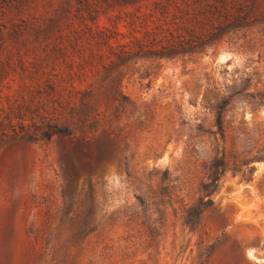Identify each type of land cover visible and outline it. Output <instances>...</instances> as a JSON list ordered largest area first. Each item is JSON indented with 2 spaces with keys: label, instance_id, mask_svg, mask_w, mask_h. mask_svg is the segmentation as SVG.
Here are the masks:
<instances>
[{
  "label": "rangeland",
  "instance_id": "rangeland-1",
  "mask_svg": "<svg viewBox=\"0 0 264 264\" xmlns=\"http://www.w3.org/2000/svg\"><path fill=\"white\" fill-rule=\"evenodd\" d=\"M0 264H264V0H0Z\"/></svg>",
  "mask_w": 264,
  "mask_h": 264
},
{
  "label": "trees",
  "instance_id": "trees-1",
  "mask_svg": "<svg viewBox=\"0 0 264 264\" xmlns=\"http://www.w3.org/2000/svg\"><path fill=\"white\" fill-rule=\"evenodd\" d=\"M239 16H241V15L232 14L231 18H233V19L228 24L236 23L235 20H237L239 18ZM176 36L178 37L177 39H173V41H170V42L168 41L165 44H161V47L159 49H154V51L155 52L161 51L165 55H170V54H173V53H176L179 51H187V50H185L186 44L192 46L191 42L193 40H190L189 37L185 38V37H182L180 34H177ZM188 47H190V46H188ZM113 98L115 99V96ZM116 99L121 100V98H119V97H117Z\"/></svg>",
  "mask_w": 264,
  "mask_h": 264
}]
</instances>
